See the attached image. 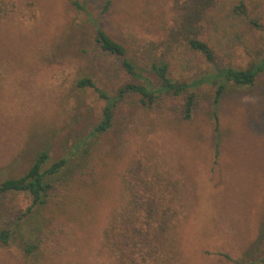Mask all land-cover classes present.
<instances>
[{
    "label": "rangeland",
    "instance_id": "obj_1",
    "mask_svg": "<svg viewBox=\"0 0 264 264\" xmlns=\"http://www.w3.org/2000/svg\"><path fill=\"white\" fill-rule=\"evenodd\" d=\"M104 1L15 0L0 21V181L23 175L46 150L51 160L67 159L73 186L59 197L67 204L38 210L24 192L0 193V230L10 231L7 242L0 240V264H29L26 243L53 225L58 250L36 254L37 264H109L101 232L122 200L120 175L148 153L181 182L178 264H261L264 70L251 85L227 83L215 105V85L203 82L189 118L180 97L147 107L130 95L113 109L110 128L94 133L106 104L97 89L112 95L121 70L96 44V27L134 58L135 43L158 36L154 8L169 3L156 0L148 10L147 0H112L102 13ZM234 1L246 13L225 10L232 18L220 20L209 42L224 64L245 68L264 57V0ZM170 69L173 78L190 81L213 66L183 48ZM87 78L94 87L79 85Z\"/></svg>",
    "mask_w": 264,
    "mask_h": 264
},
{
    "label": "trees",
    "instance_id": "obj_2",
    "mask_svg": "<svg viewBox=\"0 0 264 264\" xmlns=\"http://www.w3.org/2000/svg\"><path fill=\"white\" fill-rule=\"evenodd\" d=\"M159 1V0H158ZM154 8L158 36L153 40L135 43L131 47L134 58L127 54L121 43L109 36L101 27H96L95 42L100 50L112 54L121 65L119 79L112 95L98 90L106 100L102 119L94 127V133L110 128L113 109L130 95H137L147 107L155 105L163 96L180 97L184 118H189L195 100L194 90L203 82L216 87L214 105L224 92L227 83L236 86L251 85L257 74L264 70V57L250 62L245 68H234L218 58L214 46L209 42L216 37L221 21L235 16H244L243 3L234 0H167ZM148 10L156 0H147ZM112 0H105L101 12H108ZM75 5L82 8L77 2ZM16 8L15 0H0V21ZM229 11L224 14V11ZM225 31V30H222ZM187 48L201 53L213 66L211 72L190 81L175 79L171 75L170 59L181 49ZM136 58V59H135ZM148 68V70L146 69ZM80 86L94 87L90 79L79 81ZM65 158L51 160L46 150L37 153L28 170L19 177L0 181V193L24 192L31 198V207L36 210L67 204L59 197L73 186L65 171ZM122 200L115 208L101 232L102 252L109 264H178L177 227L181 217V182L171 171L164 169L155 153L133 159L120 175ZM60 201L62 205H60ZM28 208V212L30 211ZM36 212V211H35ZM58 231H62L59 227ZM35 241L27 242L25 252L30 256L29 264H37L33 258L42 251H56L57 236L54 225L40 229ZM10 231L0 230V240L7 242ZM56 249V250H55ZM264 264V254L261 258Z\"/></svg>",
    "mask_w": 264,
    "mask_h": 264
}]
</instances>
